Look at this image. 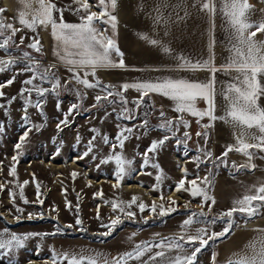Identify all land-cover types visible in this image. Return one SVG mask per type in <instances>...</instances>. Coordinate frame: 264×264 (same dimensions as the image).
Masks as SVG:
<instances>
[{
  "label": "rangeland",
  "instance_id": "rangeland-1",
  "mask_svg": "<svg viewBox=\"0 0 264 264\" xmlns=\"http://www.w3.org/2000/svg\"><path fill=\"white\" fill-rule=\"evenodd\" d=\"M50 2L63 11L64 21L81 22V17L85 15L82 10L76 11L79 5L74 0ZM88 3L91 12L103 10L99 0H88ZM0 10H3L0 19L5 24L20 29L9 47L0 49V60H16L14 65L0 72V85L15 78L11 85L0 89L4 93L0 97V126L3 128L0 131V185H3L0 190V238L7 239L11 235L29 237L23 247L13 248L10 253L0 250V264H68L70 259L53 261L51 255L57 242L63 246H84L89 251L102 252L113 240L120 244L134 236L140 237L144 232H148L151 238L143 241L142 246L158 244L167 237L178 238L185 231L194 235L199 228H206L208 233L222 231L227 218L219 217L227 210L215 208L211 200L204 201L202 196L193 197L190 191H176L182 179L185 180V189L191 188L189 182L196 180L210 197L213 193L217 206H224L219 185L222 179L216 182L215 179L227 176V171L230 174L239 167L225 160L222 149L212 147L207 130L202 127V122L197 123V117L184 113L183 118L188 121L189 127H184L182 123L176 126L181 114L175 112L173 107L161 106L151 96L145 97L144 102L137 107L134 101L140 95L134 91H121L127 104L122 103L120 97L112 96L109 97L112 103L101 101L94 107L95 97L106 94L101 92V87L106 84L101 83V87L92 89L77 84L67 66L55 63L44 54L38 25L35 31L25 28L19 19L5 11L1 1ZM59 17L60 12H55L54 18L59 21ZM95 23L105 36L113 38L110 24L100 21ZM9 35L11 32L6 30L0 36V41ZM34 39L40 41V52L28 47ZM25 52L29 54L27 59L24 58ZM32 60L38 61L40 68L35 72L23 71ZM51 65L55 66L52 70L61 82V87L55 91L51 90L50 78H39L40 73ZM34 75L36 79L32 84L24 83ZM80 75L83 77V71ZM87 78L92 83L98 79L91 75ZM37 88L49 91L39 96ZM37 103L41 105L39 109L34 106ZM72 104L79 107L69 114ZM125 108L129 113L123 111ZM66 114L68 123H61ZM128 114L133 118H124ZM165 120L174 122L172 131L160 128ZM124 128L133 131L124 133L129 138L120 148L116 137ZM26 131L28 136L22 148L17 150L15 145ZM185 132L189 133L188 137H185ZM197 133L202 135L198 136ZM165 136L169 138L155 152L147 154L148 163L145 164L147 149L153 141ZM104 137L108 138L107 143ZM113 144L117 145L115 149ZM115 155H121L130 162L125 165V174L119 182L116 180L118 168ZM13 156L17 157L15 161ZM49 164L62 167L57 170ZM13 166L16 169L15 176L9 175ZM73 173L76 175L73 176ZM205 177H208L209 184L202 183ZM244 181L246 184L251 180L247 177ZM98 182L100 185H97ZM126 186H137L139 189L127 191ZM134 198L136 203H132ZM25 200L28 202L25 203ZM169 201H175L171 206L176 210L160 216L159 205L167 207ZM113 203L121 205L124 211L121 212L119 208L114 210ZM140 204L146 206L143 212L139 208ZM153 204L157 205L155 213L151 211ZM127 212L134 213V216L126 215ZM200 212L205 215L193 217L195 222L189 228L181 227L192 213ZM117 216L121 217L122 223L115 227L111 235H101L108 231L102 225H109ZM77 219L82 223L77 225ZM248 220L245 215L235 213L231 234L236 229L245 228ZM90 236L94 237V241L87 239ZM222 238L210 241L197 255L196 264H213V254L215 264H229V261H220L217 256L218 245L224 242ZM190 247L185 245V248ZM160 250L152 247L140 260L129 259L127 264H165L168 257L178 254L165 249L164 259L152 260L151 257Z\"/></svg>",
  "mask_w": 264,
  "mask_h": 264
},
{
  "label": "snow or ice",
  "instance_id": "snow-or-ice-1",
  "mask_svg": "<svg viewBox=\"0 0 264 264\" xmlns=\"http://www.w3.org/2000/svg\"><path fill=\"white\" fill-rule=\"evenodd\" d=\"M39 5L38 10L32 14V19H26V13L21 12L19 14V23L25 28L35 31L37 25L48 26L51 25L52 28V37L57 42V51L55 55L61 60L63 64L68 66V71L72 73V78L76 81L77 84L82 85L84 88L92 89L101 87V81L97 79L95 83H92L87 78L89 75L95 77L98 69L102 68H124L123 53L119 51L113 38L105 36L100 29L96 26V21L102 23H107L111 25L113 36L115 35L117 18L111 13L115 11L117 6V0H99V4L103 7V10L99 13L89 11L90 5L88 0H74V3L79 5L76 11H83L84 16L81 17V22L79 24L67 23L63 20V11L58 9L54 3H51L50 0H36ZM264 2V0H262ZM21 3H24V0H21ZM110 4L111 11L108 10ZM30 5L25 4V7ZM252 6L248 3V0H225L222 11L229 18V23L235 32V39L237 41L234 45L233 51L235 52V58L231 63L222 66L225 71L234 69L240 76L237 77L238 83L228 85L225 99L229 101L228 110L225 116L217 117L215 115L216 106H215V73L219 70L217 69L212 59H209L204 62H195L188 60L183 56L175 57L178 61L177 67L182 70L198 71V70H207L212 73V79L208 83H201L198 81H190L186 79H171L166 78L163 80L156 81H143L136 83H124L120 85V89L123 92L128 91L129 89H135L140 93V97L134 103L139 107L141 103L144 102V98L148 97L152 93L162 95L169 98L175 103L174 111L181 114L177 125L182 123L184 127H189L188 121L184 120L183 114L187 113L191 116L197 117V123L200 120H203L205 117L208 118L209 123L202 125L203 128L207 129L212 127L213 121L217 119L228 121L229 119L242 126V132L237 138V143L235 145H228L227 150L223 153V157H227L229 152L236 151L246 156L249 161L253 159V149L260 152H264V108H261L258 104L260 96L264 95V85L261 84L259 77L264 76V42H258L254 39L258 33H264V20L259 22H251L248 18V12L251 10ZM202 10L207 11L210 16L215 14V5L213 0H204L202 4ZM3 10H0L2 12ZM60 12L59 21L54 18V13ZM105 17L107 19H105ZM10 31L11 35L5 37L3 41H0V49H7L12 41V38L15 36L16 32L20 29L15 28L12 24H5L2 19H0V36H3L5 31ZM143 39H148L146 36H142ZM23 42V37L21 38V43ZM150 43L153 46L161 47L162 51L165 54H171V49L163 45L160 41L152 39ZM39 39H34L32 43L28 45L29 48L34 49L37 52L41 51L39 47ZM211 50V45H210ZM112 52H115L117 56L120 57L119 61H114L111 58ZM29 54L24 53V58L27 59ZM16 63L15 59L0 60V72L4 71L5 68L10 67ZM55 66L51 65L45 68L40 73V79L45 80L50 78L52 83V91L61 87L60 79L56 76V73L53 72ZM40 68L39 62L32 60L29 64L25 66L23 71L35 72ZM83 71L84 75L81 77L80 72ZM14 77L6 82V84L0 85V89L11 85L14 82ZM36 79L34 75L32 78L25 80V84H32L33 80ZM116 86L114 85H103L101 87V92L106 94H98L95 97L96 104L94 107L99 105L101 101H107L112 103L113 101L109 100V97L118 96L122 103L127 104V100L123 96L121 91H113ZM37 94L39 96H44L49 89L37 88ZM3 91H0V97H3ZM204 100L207 104V108L200 110L196 107L197 100ZM36 108H40L39 103L34 105ZM2 107V105H0ZM79 106L77 104H72L69 109V114L73 110L77 109ZM26 111V109H25ZM125 113H129V110L125 108L123 110ZM161 117L164 116L163 111L160 113ZM124 118L132 119L131 114L125 115ZM27 119V117H25ZM64 124L68 123L67 114L65 119L61 122ZM147 124V121L144 122ZM59 127V125H58ZM174 127V122L172 120H165L161 123L160 128L165 131H172ZM256 128L259 132V135H252L250 139L254 142H248L245 131L243 129H252ZM0 131H3L2 126H0ZM133 130L131 128H124L117 135L116 139L119 142L118 146L123 148L124 142L129 138L124 133H131ZM185 137L189 136L188 132L184 133ZM198 136L202 133H197ZM206 135V133H203ZM28 132L26 131L21 137L20 142L15 145L17 150H20L25 142ZM168 136H165L159 141H153L151 146L147 149L145 153V164L148 163L147 154L150 152H155L156 149L165 143L168 139ZM105 143L108 142V138L104 137ZM91 141L89 144L91 145ZM113 149L117 147L116 144L112 145ZM91 148H89V151ZM85 156L88 155L87 152L84 153ZM210 156L211 153H208ZM112 157H110L111 159ZM13 161L17 159L16 156H13ZM114 159L117 164L118 171L116 172V180L119 182L123 175L125 174L126 168L125 165L127 162L121 155H115ZM223 163V159L221 158ZM158 167V165H153ZM243 167H255V165H244ZM186 173V169H184ZM9 175L15 176L16 169L13 166L9 170ZM76 174L73 173V176ZM159 179V177H157ZM191 188L185 189V180H181L176 188V191L184 189L185 191H190L193 197L202 196L204 201L211 200L215 204L214 198L210 197L205 188L197 184L196 180L189 182ZM204 184H209L210 181L208 177H205L202 181ZM3 189V185H0V190ZM39 190V185H37ZM22 196V193H21ZM23 198V196H22ZM163 199V197H161ZM25 203L28 201L25 200ZM41 203H43L41 201ZM132 203H136L135 198ZM175 201H169V205L166 207L164 204L159 205V215L166 216L171 212H174L176 209L171 205H174ZM131 207V205H129ZM144 204H140L139 208L143 212L145 209ZM264 207V183L260 185H254L249 190L248 194H245L242 198L234 201L233 206L230 210L223 213L220 219L227 218L226 226L220 232H211L208 233L206 228H199L196 230L194 235L188 234L186 231L184 234L176 237H167L164 240H161L158 244L155 245H136L135 249L131 252L125 253L122 257L112 261L105 262V264H127L129 259L140 260L146 252H150L152 247H157L161 249L159 252L155 253L151 257L152 260L157 258L164 259L166 256L165 249L169 251H176L178 254L174 257H168L165 261V264H196L197 255L209 245L210 241H215L216 239L224 237L228 234L233 227V216L235 213H240L245 215L247 218L251 219L252 217L259 214L260 209ZM120 209L121 212L124 211L121 205L113 203V209ZM18 211H21L18 209ZM151 211L155 213L157 211V205L153 204ZM126 215L134 216V213L127 212ZM204 212L192 213V215L186 219L181 227L183 229L189 228L195 221L193 217L204 216ZM31 218V214L29 216ZM19 219V218H17ZM147 222V221H145ZM82 221L77 219L76 224H81ZM122 223L121 217L117 216L111 220L109 225H102L108 229L107 232L101 233V235H111L115 230V227ZM215 223V220H213ZM67 227H71L68 225ZM6 234V230H5ZM28 236H17L11 235L7 239L0 238V250L11 252L13 248H20L24 246V242L28 239ZM181 241L183 243H181ZM185 245H190V248H185ZM65 259H68L65 256ZM56 257L53 256V261L55 262ZM68 264H97L95 259L91 258H80L77 259L73 257L68 260ZM213 264H215V254H213ZM229 264H264V243L261 244V247L257 249L255 245L252 248L251 256H242L239 260L229 261Z\"/></svg>",
  "mask_w": 264,
  "mask_h": 264
},
{
  "label": "crops",
  "instance_id": "crops-1",
  "mask_svg": "<svg viewBox=\"0 0 264 264\" xmlns=\"http://www.w3.org/2000/svg\"><path fill=\"white\" fill-rule=\"evenodd\" d=\"M2 7L7 13L19 19V14L26 13V19L31 20L32 14L38 10L39 5L36 0H0ZM204 0H117V6L112 15L117 18L116 30L113 39L123 53L124 68H102L96 72V77L106 85H114L115 90H120V85L124 83H136L143 81H156L166 78L186 79L208 83L212 79V73L207 70H182L177 67L178 61L175 57L183 56L193 63L204 62L212 59L214 66L219 69L215 73V115L222 117L226 115L229 101L225 99L228 85L238 83L237 77L240 73L232 70L225 71V66L235 58L233 51L237 41L235 39L234 29L229 23V18L222 11L225 0H213L215 5V14L211 15L202 10ZM252 6L248 12V18L251 22L264 20V2L262 0H248ZM25 4L30 5L25 7ZM108 10L111 11L110 4ZM67 22V21H65ZM79 24L80 22H67ZM38 34L42 42L44 54L55 63L66 66L55 55L57 42L52 37L51 25H38ZM142 36L148 37L143 39ZM155 39L163 45L168 46L171 54H165L161 47L153 46L150 40ZM254 39L258 42H264V35L258 33ZM211 45V50H210ZM111 58L119 61L120 57L112 52ZM68 67V66H67ZM264 85V76L259 77ZM135 89H129L128 92ZM138 93V92H137ZM140 95V93H138ZM154 101L165 107H175V103L167 97L152 93ZM258 104L264 108V95L260 96ZM196 107L200 110L207 108L204 100L196 102ZM200 122L208 124L209 120L205 117ZM212 123V127L207 128V133L213 148L222 149V153L227 150L228 145H235L237 138L242 132V126L232 122L217 119ZM248 138V142H254L250 139L252 135H259L256 128L243 129ZM254 155L251 161L239 152H229L225 160L233 162L237 169L250 168L244 165H255L249 172L229 174L227 176H218L215 179H222L219 182L222 189V196L225 202L224 206L215 208L230 210L234 201L248 194L254 185L264 183V152L252 150ZM249 177L250 182L245 184V179ZM214 182V186H215ZM213 186V188H214ZM213 192V189H212ZM214 198L213 193H211ZM151 238L148 232H144L140 237L129 238L120 244L111 241L109 246L102 252H92L84 246L64 245L57 242L51 255L56 259H68L73 257L95 259L98 264L112 262L125 253L131 252L136 245H141L143 241ZM264 243V207L260 209L258 215L248 220L245 228L236 229L230 237L218 245V259L220 261H236L242 256H251L253 245L257 249ZM107 245V244H106ZM63 247H66L64 249ZM84 247V248H83ZM52 249V245H51ZM51 254V251H50Z\"/></svg>",
  "mask_w": 264,
  "mask_h": 264
},
{
  "label": "trees",
  "instance_id": "trees-1",
  "mask_svg": "<svg viewBox=\"0 0 264 264\" xmlns=\"http://www.w3.org/2000/svg\"><path fill=\"white\" fill-rule=\"evenodd\" d=\"M253 169H254L253 167L246 168V169L241 168V169H237L235 172H233V173H231V174H232V175H233V174H237V173H239V172H241V171L249 172V171H252ZM254 217H255V216H254ZM254 217H252L251 219H253ZM251 219H249V220H251ZM230 234H231V232L228 233L227 235H225V236L221 239V241H225V240H227ZM87 239H89V240H91V241H94V240H93V239H94L93 236H90V237H88Z\"/></svg>",
  "mask_w": 264,
  "mask_h": 264
},
{
  "label": "bare ground",
  "instance_id": "bare-ground-1",
  "mask_svg": "<svg viewBox=\"0 0 264 264\" xmlns=\"http://www.w3.org/2000/svg\"><path fill=\"white\" fill-rule=\"evenodd\" d=\"M48 165V164H47ZM53 166L54 164H49V166ZM72 165V164H71ZM76 165V164H75ZM53 167H55L57 170H59L62 166H53ZM56 170V171H57ZM90 180V179H89ZM92 183H93V181H92ZM113 184H116V183H113ZM97 185H100L99 184V182L97 183ZM125 189L127 190V191H130V190H136V189H139V187H137V186H126L125 187ZM173 196H175V197H177L181 202L183 201V199L181 198V197H179L178 195H176V194H173ZM148 197V196H147Z\"/></svg>",
  "mask_w": 264,
  "mask_h": 264
}]
</instances>
